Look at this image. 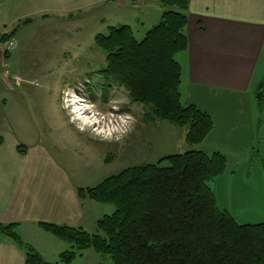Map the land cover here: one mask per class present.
Here are the masks:
<instances>
[{
    "label": "rangeland",
    "instance_id": "rangeland-1",
    "mask_svg": "<svg viewBox=\"0 0 264 264\" xmlns=\"http://www.w3.org/2000/svg\"><path fill=\"white\" fill-rule=\"evenodd\" d=\"M7 1L15 4L16 13L28 14L31 20L21 26L14 23L4 40L0 36V119L3 116V125L15 128V135L20 132L18 122L25 119L30 125L28 142H41L75 187L95 186L125 167L156 163L189 148L186 127L161 120L145 122L142 107L129 102L125 89L115 83L105 88L97 72L105 61L95 46V36L110 26L129 25L141 40L159 22L163 8L158 0ZM52 10L59 13L45 16ZM15 42L19 46L12 48ZM73 100L81 104L80 117L72 111ZM256 108L257 120L250 119L244 130L236 132L240 143L226 146L230 150L226 168L212 183L217 206L239 224L264 222V106ZM70 112L76 117L74 122ZM25 146L20 142L18 147L24 151ZM84 200L82 228L92 233L96 221L111 214L114 206ZM48 235L59 241V247L53 251V246L39 244L42 249L48 247L39 254L57 263L59 254L71 245ZM68 264H111V260L84 250Z\"/></svg>",
    "mask_w": 264,
    "mask_h": 264
},
{
    "label": "trees",
    "instance_id": "trees-1",
    "mask_svg": "<svg viewBox=\"0 0 264 264\" xmlns=\"http://www.w3.org/2000/svg\"><path fill=\"white\" fill-rule=\"evenodd\" d=\"M158 2L163 8L159 22L141 40L129 25L110 26L95 36L105 61L97 72L105 88L115 83L125 89L129 102L142 107L145 122L186 127L189 148L78 188L80 200L113 204L114 210L96 221L92 233L82 227L40 223L71 245L57 263L45 261L23 243L14 224L0 223V234L25 250V264H68L84 250L108 255L111 264H264V222L239 224L217 206L212 183L226 168L225 156L192 147L209 134L213 120L196 105L181 101L176 55L187 48L190 0ZM255 100L258 107L264 106V79Z\"/></svg>",
    "mask_w": 264,
    "mask_h": 264
},
{
    "label": "crops",
    "instance_id": "crops-1",
    "mask_svg": "<svg viewBox=\"0 0 264 264\" xmlns=\"http://www.w3.org/2000/svg\"><path fill=\"white\" fill-rule=\"evenodd\" d=\"M57 13L52 10L45 16ZM186 13L187 48L176 55L181 65V101L196 105L213 120L197 149L226 157V146L240 143L236 132L244 130L250 119L257 120L255 91L264 79V0H190ZM28 18L16 13L14 3L0 0V36L9 33L14 23L26 25L22 21ZM18 46L15 42L11 47ZM22 120L15 135V128L3 125V116L0 119V223L14 224L21 239L38 253L39 244L56 251L59 241L49 237L51 232L40 223L84 226L85 200H80L78 187L55 156L41 142H28L30 125ZM20 142L26 145L24 151L19 150ZM0 264H25V250L2 234Z\"/></svg>",
    "mask_w": 264,
    "mask_h": 264
},
{
    "label": "bare ground",
    "instance_id": "bare-ground-1",
    "mask_svg": "<svg viewBox=\"0 0 264 264\" xmlns=\"http://www.w3.org/2000/svg\"><path fill=\"white\" fill-rule=\"evenodd\" d=\"M72 105L74 106V107H73L74 109H73L72 111H73L77 116L80 117L81 113H83V112L81 111V109H82L81 104H79L78 101L73 100ZM85 121H86V120H85Z\"/></svg>",
    "mask_w": 264,
    "mask_h": 264
},
{
    "label": "clouds",
    "instance_id": "clouds-1",
    "mask_svg": "<svg viewBox=\"0 0 264 264\" xmlns=\"http://www.w3.org/2000/svg\"><path fill=\"white\" fill-rule=\"evenodd\" d=\"M70 118L73 120V122L75 121V119H76V117H74V116H71V112H70ZM80 130L81 131H84V129L83 128H80ZM105 139H108V138H110V137H104Z\"/></svg>",
    "mask_w": 264,
    "mask_h": 264
},
{
    "label": "built area",
    "instance_id": "built-area-1",
    "mask_svg": "<svg viewBox=\"0 0 264 264\" xmlns=\"http://www.w3.org/2000/svg\"><path fill=\"white\" fill-rule=\"evenodd\" d=\"M15 80L20 81L19 77H15Z\"/></svg>",
    "mask_w": 264,
    "mask_h": 264
}]
</instances>
